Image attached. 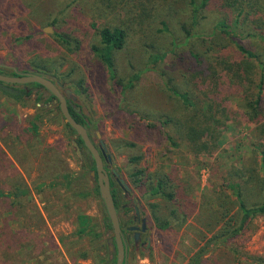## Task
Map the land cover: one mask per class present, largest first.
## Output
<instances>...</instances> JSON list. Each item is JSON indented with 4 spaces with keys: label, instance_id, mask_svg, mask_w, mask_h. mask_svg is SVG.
<instances>
[{
    "label": "rangeland",
    "instance_id": "rangeland-1",
    "mask_svg": "<svg viewBox=\"0 0 264 264\" xmlns=\"http://www.w3.org/2000/svg\"><path fill=\"white\" fill-rule=\"evenodd\" d=\"M174 3L171 31L181 37L179 24L187 20L188 9L183 0ZM129 12L128 0H0V72L38 74L68 90L94 143L105 144L109 167L127 186L128 196L139 200L149 227V245L142 247L128 236L125 264H189L197 255L201 264H260L264 218L253 219L232 240L214 239L226 213L236 217L237 208L234 203L229 210L218 208L208 198L237 164L235 151L250 155L245 118L238 115L222 131L218 151L203 155L193 154L175 128L155 126L163 116L180 113L171 89L177 90L194 67L190 46L202 52L207 42L191 41L158 61L162 79L144 70L150 54L172 48L170 36L158 25L133 24ZM203 15L199 31L207 34L221 14L209 5ZM104 27L128 34L122 49L110 51L114 77L97 55ZM249 46L257 47L255 42ZM229 50L234 54L233 47ZM39 92L23 102L0 95V188L8 191L18 180L31 190L13 215L9 201L0 203V264H115L116 250L108 244L111 223L90 177L91 155L81 149L79 159L71 144L77 134L66 126L50 94ZM165 177L180 195L175 201L152 194L157 180ZM115 187L117 197H123ZM250 195L249 203L258 200ZM172 211L177 221L159 229L155 218L171 221ZM81 217L88 218L98 238L80 235Z\"/></svg>",
    "mask_w": 264,
    "mask_h": 264
},
{
    "label": "trees",
    "instance_id": "trees-1",
    "mask_svg": "<svg viewBox=\"0 0 264 264\" xmlns=\"http://www.w3.org/2000/svg\"><path fill=\"white\" fill-rule=\"evenodd\" d=\"M174 2L175 0H128L130 21L133 24L161 26L159 31L167 33L171 40L170 50L149 55L145 72L152 69L163 79L165 72L156 68L158 61L169 53L189 45L191 41L200 40L208 44L202 52L197 50L195 45H189L188 54L194 62V67L188 71L189 77L176 88L177 90L171 89L178 101L180 113L174 115V118L163 116L156 121L155 126L175 128L176 134L183 138L193 154L203 155L218 151L221 148L222 131L234 123L238 115L245 118L251 129L250 155L241 157L239 151H235L237 164L227 169L221 189H215L208 197L214 206L218 205V208L229 210L232 203L235 204L236 217L226 213L228 216L226 223L221 232L214 237L223 241L232 240L245 231L253 219L264 218V0H183L188 10L187 20L179 24L181 37H177L171 31ZM209 5L219 10L221 16L213 23L210 33L204 34L199 31V27L205 19L203 13L208 10ZM127 36L126 31L119 27H104L99 31L103 48L97 49V55L112 77L116 73L110 51L122 49ZM60 39L68 44L62 37ZM253 42L257 45L254 50L249 46ZM230 46L233 47L234 54L229 50ZM0 74L20 75L15 70L10 74L3 72ZM170 83L171 80L166 82L167 85ZM38 88L37 84L11 85L0 82V95L13 102H23L32 98L35 95L34 91L39 95ZM50 99L55 100L51 94ZM69 112L77 123L85 127L80 113L71 108ZM66 126L75 132L68 124ZM169 132L167 130L166 134L169 135ZM76 143L80 149L88 152L79 137ZM3 157L7 160L6 154H3ZM90 158L91 169L94 170V161L92 157ZM135 174L138 175L140 172ZM16 176L20 179L18 174ZM70 183L67 177V184ZM110 189L115 201L116 187ZM175 190L173 182L165 177L157 180L152 194L175 201L180 196ZM96 192L99 195L98 185ZM250 193H254L258 200L249 203L247 195ZM252 196L250 195V198ZM30 197L29 187L18 180L11 184L8 191L0 188V203L9 201L11 215L17 207H24V202ZM171 214V221L155 218L156 226L159 229L172 227L173 222L177 221V216L175 211ZM80 224V235L94 239L99 237L90 226L87 217H81ZM14 237L15 235L10 233V238ZM259 262L264 264L262 260ZM189 264H201L200 256L192 257Z\"/></svg>",
    "mask_w": 264,
    "mask_h": 264
},
{
    "label": "water",
    "instance_id": "water-1",
    "mask_svg": "<svg viewBox=\"0 0 264 264\" xmlns=\"http://www.w3.org/2000/svg\"><path fill=\"white\" fill-rule=\"evenodd\" d=\"M52 31L44 30V33H51ZM0 82L11 85H28V84H37L43 90L49 92L55 100L58 102L59 110L62 114L63 119L66 124H68L77 134V136L82 140L84 146L91 154L94 161V170L90 172V177L93 182H96L99 189V195L106 209V213L111 223L113 237L108 239V244H112L114 242L113 247H109L110 251L116 250V259L115 264H125L126 258V247L124 245V241L122 239V232L119 224V218L117 215V211L115 209L114 200L111 194L110 189V177L107 171L104 168L102 155L99 150L96 148L94 143L91 141L86 127L77 123L69 112L68 103L66 97L61 92V86L55 83L53 80L42 77L37 74H25L18 76H6L0 74ZM69 93V91H67ZM76 111H79L77 109ZM72 146L75 149V152L79 159L81 156V149L76 143L75 140L71 142ZM115 176H118L116 172H114ZM123 181V180H122ZM124 183V182H123Z\"/></svg>",
    "mask_w": 264,
    "mask_h": 264
},
{
    "label": "flooded vegetation",
    "instance_id": "flooded-vegetation-1",
    "mask_svg": "<svg viewBox=\"0 0 264 264\" xmlns=\"http://www.w3.org/2000/svg\"><path fill=\"white\" fill-rule=\"evenodd\" d=\"M38 90L41 91L43 89H41L39 87ZM67 91L68 90H64L61 92L66 97L68 107L79 114L80 109L78 107H76L74 104L75 98L71 95L70 92L67 93ZM34 93H35V91H34ZM54 101L57 102L56 100H54ZM77 109H79V111H76ZM86 130L88 132V135H89L91 141L94 143V141L92 140V134L90 133V130L88 128H86ZM95 135L98 138L100 137L97 132H95ZM94 145L96 146V148L99 150V152L102 155L104 168L110 177V188L111 187L113 188L114 185L116 184L118 186V188L124 194L123 197H116L114 204H115V209L117 211V215L119 218V224H120V228H121V232H122V239L124 241L126 251H127L128 236L130 235V233L132 234L133 241L136 244L139 243V245L142 247L144 245H149V239L147 237L149 227H148L147 218L142 215L143 208H142L141 203L139 202L138 199H136V198L131 199L128 196L129 190H128L127 186L123 183V181L121 180L119 175L118 176L114 175V172H116V171L109 167V165L111 163V156L109 155V152H108L105 144L103 143V141L99 140L98 144L94 143ZM116 174H117V172H116ZM112 244L114 245V242Z\"/></svg>",
    "mask_w": 264,
    "mask_h": 264
}]
</instances>
